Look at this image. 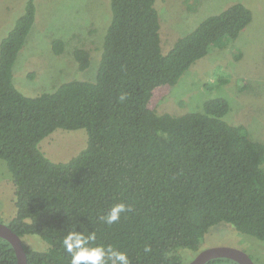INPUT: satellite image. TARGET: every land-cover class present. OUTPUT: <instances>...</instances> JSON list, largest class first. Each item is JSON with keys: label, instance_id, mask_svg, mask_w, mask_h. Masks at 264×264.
I'll return each instance as SVG.
<instances>
[{"label": "trees", "instance_id": "trees-1", "mask_svg": "<svg viewBox=\"0 0 264 264\" xmlns=\"http://www.w3.org/2000/svg\"><path fill=\"white\" fill-rule=\"evenodd\" d=\"M109 9L94 78L74 77L51 92L28 96L13 82L36 18L34 0L0 39V159L16 208L7 225L21 238L32 234L47 243L36 250L22 241L27 264H69L61 242L74 227L94 231L96 243L126 252L131 264H181L177 250H196L221 222L264 240V145L244 125L225 120L228 99H207L181 115L157 110L192 64L238 38L252 11L233 3L164 51L155 0H109ZM63 47L60 39L52 42L56 54ZM73 57L79 71L90 65L84 47ZM79 128L87 131V146L68 161L54 162L41 150L56 129ZM117 202L132 211L113 225L101 222ZM0 264H18L1 237Z\"/></svg>", "mask_w": 264, "mask_h": 264}, {"label": "rangeland", "instance_id": "rangeland-1", "mask_svg": "<svg viewBox=\"0 0 264 264\" xmlns=\"http://www.w3.org/2000/svg\"><path fill=\"white\" fill-rule=\"evenodd\" d=\"M26 1L0 0V39L22 13ZM34 2L36 18L13 68L15 87L25 95L36 96L51 92L74 77L93 79L111 16L109 0ZM237 2L252 11V21L237 39L212 49L192 64L157 110L181 115L200 109L207 99L225 97L230 103L225 120L244 125L250 137L264 145V0H155L161 45L166 51L203 19ZM55 39L64 44L60 54L52 49ZM76 47L90 51V65L84 71L78 70L73 57ZM238 53L241 56L237 58ZM87 137L84 128L56 129L42 139L40 148L52 161L65 162L87 146ZM10 177L0 159V222L4 224L16 212ZM22 241L36 250L47 246L32 234L24 235ZM218 246L242 250L254 264H264V240L241 233L225 222L211 226L196 250L182 248L177 253L181 264H188L201 250Z\"/></svg>", "mask_w": 264, "mask_h": 264}, {"label": "clouds", "instance_id": "clouds-1", "mask_svg": "<svg viewBox=\"0 0 264 264\" xmlns=\"http://www.w3.org/2000/svg\"><path fill=\"white\" fill-rule=\"evenodd\" d=\"M125 95H120L119 100L124 101ZM132 211V206L124 202H117L110 206L106 214L99 216V220L107 225H113L121 219L122 214ZM81 228V227H80ZM97 236L94 231L69 230L62 238L64 251L69 255V264H131L127 253L112 245L96 243ZM152 251L149 245L144 246V253Z\"/></svg>", "mask_w": 264, "mask_h": 264}, {"label": "water", "instance_id": "water-1", "mask_svg": "<svg viewBox=\"0 0 264 264\" xmlns=\"http://www.w3.org/2000/svg\"><path fill=\"white\" fill-rule=\"evenodd\" d=\"M0 237L6 239L14 248L18 264H27L22 238L9 225L0 222ZM214 258H230L239 264H254L251 257L242 250L232 247H211L201 250L188 264H205Z\"/></svg>", "mask_w": 264, "mask_h": 264}]
</instances>
